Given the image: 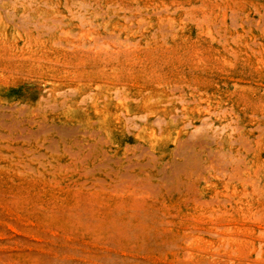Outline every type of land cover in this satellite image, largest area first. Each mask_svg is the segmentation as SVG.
<instances>
[{
    "label": "rangeland",
    "instance_id": "1",
    "mask_svg": "<svg viewBox=\"0 0 264 264\" xmlns=\"http://www.w3.org/2000/svg\"><path fill=\"white\" fill-rule=\"evenodd\" d=\"M0 264H264V0H0Z\"/></svg>",
    "mask_w": 264,
    "mask_h": 264
}]
</instances>
